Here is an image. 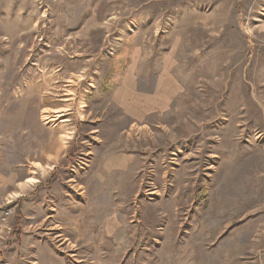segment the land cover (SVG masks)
Here are the masks:
<instances>
[{"label":"rangeland","instance_id":"obj_1","mask_svg":"<svg viewBox=\"0 0 264 264\" xmlns=\"http://www.w3.org/2000/svg\"><path fill=\"white\" fill-rule=\"evenodd\" d=\"M6 203L0 264H264V0H0Z\"/></svg>","mask_w":264,"mask_h":264},{"label":"built area","instance_id":"obj_2","mask_svg":"<svg viewBox=\"0 0 264 264\" xmlns=\"http://www.w3.org/2000/svg\"><path fill=\"white\" fill-rule=\"evenodd\" d=\"M7 204H0V221L1 223L8 219V217L11 215V212L8 208H6Z\"/></svg>","mask_w":264,"mask_h":264},{"label":"crops","instance_id":"obj_3","mask_svg":"<svg viewBox=\"0 0 264 264\" xmlns=\"http://www.w3.org/2000/svg\"><path fill=\"white\" fill-rule=\"evenodd\" d=\"M120 157H122L121 155H113L110 159L112 160V162L111 163H109L108 162V167H112V168H114V165L116 164V163H119L120 161H121V158ZM122 160H124V162H126V160H128V159H122Z\"/></svg>","mask_w":264,"mask_h":264},{"label":"bare ground","instance_id":"obj_4","mask_svg":"<svg viewBox=\"0 0 264 264\" xmlns=\"http://www.w3.org/2000/svg\"><path fill=\"white\" fill-rule=\"evenodd\" d=\"M52 120V119H51ZM48 122V121H47ZM35 182H37L35 179H33V178H31V179H29L28 180V183H31V185H32V183L34 184ZM71 244V243H70Z\"/></svg>","mask_w":264,"mask_h":264}]
</instances>
